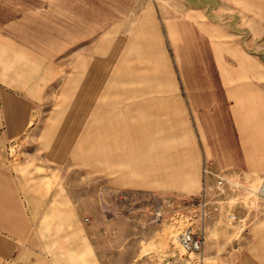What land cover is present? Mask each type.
<instances>
[{
	"label": "rangeland",
	"instance_id": "1",
	"mask_svg": "<svg viewBox=\"0 0 264 264\" xmlns=\"http://www.w3.org/2000/svg\"><path fill=\"white\" fill-rule=\"evenodd\" d=\"M157 3L0 0L10 36L24 35L26 60L41 55L51 68L19 146L6 145L24 206L41 210L32 217L52 239L75 240L85 227L100 264H264V165L225 167V193L215 177L206 184L210 219L200 205L203 162L218 161L209 141L260 125L257 97L240 84L224 39L175 13L166 20ZM230 25L264 63V25L250 29L254 38L250 24ZM160 70L173 78L177 119L160 101ZM60 138L70 143L58 151ZM189 222L204 235L200 252L178 239Z\"/></svg>",
	"mask_w": 264,
	"mask_h": 264
},
{
	"label": "crops",
	"instance_id": "2",
	"mask_svg": "<svg viewBox=\"0 0 264 264\" xmlns=\"http://www.w3.org/2000/svg\"><path fill=\"white\" fill-rule=\"evenodd\" d=\"M159 3V9L162 6L165 8L161 13L163 11L166 20L175 13L177 22L198 24L207 37L224 39L227 53L235 60L234 70L241 71L243 76L240 84L251 87L250 97L254 93L257 97L259 113L253 118L254 121L259 120L263 128H258L260 125L255 124L256 128L246 126L245 132L236 129L230 138L226 136L224 143L219 139H211L210 151L214 150L211 152L218 158L214 169L223 173L231 170L225 167L235 164L248 169L263 167L264 63L234 40L238 33L230 24L235 22L241 28L250 24L249 30H253L255 24L257 27L263 26L264 0H159ZM174 6L175 12L172 10ZM151 7V3L145 6L141 20L136 26V33L145 30L141 21L144 26L148 25L152 16ZM253 36L255 37V34L252 35L251 31V38H254ZM25 54L24 35L17 30L15 38L10 36L8 19L0 16V216H4L0 218V264H100L96 248L85 227L77 228V236L80 237L75 240L71 238L73 234L68 239L60 240L52 239L50 234H46L45 225L34 221L32 217V214H41V210L24 206L17 178L10 171L6 145L10 141H16L18 144L26 134L35 112H38L39 104L46 96L45 85H42V71L51 70L50 64L41 61V55L26 60ZM157 75L160 76L158 85L164 94L160 101L167 105V116H176L178 105L172 87L173 78L163 70ZM231 80L233 81L232 78ZM247 95L249 96V92ZM249 100L254 101L253 98ZM69 143L68 138H60L55 150H65ZM236 161L239 162L235 163ZM64 227V230H71L72 224H65Z\"/></svg>",
	"mask_w": 264,
	"mask_h": 264
},
{
	"label": "built area",
	"instance_id": "3",
	"mask_svg": "<svg viewBox=\"0 0 264 264\" xmlns=\"http://www.w3.org/2000/svg\"><path fill=\"white\" fill-rule=\"evenodd\" d=\"M203 174H204V187L202 189L200 205L203 210V218L210 219L212 217V212L207 210L208 206L211 204V200L206 195V190H213L212 185H206L208 178L215 177V187L219 193H225L226 183L228 180V175L219 173L214 169V162L211 159H205L203 162ZM217 208V207H216ZM178 239L186 252H200L205 244V238L203 234L196 231L193 222H189L186 228L180 231L178 234Z\"/></svg>",
	"mask_w": 264,
	"mask_h": 264
},
{
	"label": "bare ground",
	"instance_id": "4",
	"mask_svg": "<svg viewBox=\"0 0 264 264\" xmlns=\"http://www.w3.org/2000/svg\"><path fill=\"white\" fill-rule=\"evenodd\" d=\"M158 72H159V70H158ZM158 72H157V73H158ZM121 117H123V116H120V118H121ZM168 117H173L174 119H175V118L177 119V116H175V115H173V116H168ZM52 147H53V146H52Z\"/></svg>",
	"mask_w": 264,
	"mask_h": 264
}]
</instances>
